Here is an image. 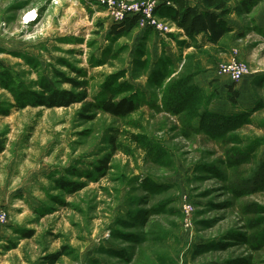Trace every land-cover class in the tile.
<instances>
[{
  "label": "rangeland",
  "instance_id": "1",
  "mask_svg": "<svg viewBox=\"0 0 264 264\" xmlns=\"http://www.w3.org/2000/svg\"><path fill=\"white\" fill-rule=\"evenodd\" d=\"M106 1L122 10L134 0ZM117 12L101 0H0V105L11 111L0 114L7 264H53L63 252L55 264H264V0L250 14L229 16L233 31L220 45L189 48L188 60L177 56L172 65H157L165 52L153 58L151 48L154 30L177 33L168 18L154 16L166 29L144 18L114 38ZM233 61L248 68L236 82L237 104L213 79L189 111L162 107L178 73L213 71L230 81L221 69ZM76 70L85 73L89 101L122 85L118 96L135 95L138 111L121 119L82 103L18 108L11 88L40 91L47 78L74 90L65 79ZM164 72L170 76L157 83ZM209 111L224 116L200 129ZM128 133L153 142L154 154ZM115 135L130 152L118 151L106 173H95ZM62 178L85 186L58 188Z\"/></svg>",
  "mask_w": 264,
  "mask_h": 264
},
{
  "label": "trees",
  "instance_id": "2",
  "mask_svg": "<svg viewBox=\"0 0 264 264\" xmlns=\"http://www.w3.org/2000/svg\"><path fill=\"white\" fill-rule=\"evenodd\" d=\"M261 1L262 0H240L235 7H231V0H163L158 3L155 14H160L168 18L171 23L182 31L180 34L170 35L172 38L176 39L182 47H190L192 45L196 47V49H202L204 46L198 41V37L201 34L206 35V40L209 44L213 46L220 45L226 35L233 31V26L228 20L229 16L233 13H236L239 17L250 14ZM139 22L140 15H127L124 20L112 25L110 34L114 38L128 35L138 27ZM151 31H153V27H148V32ZM180 36H185L187 40H180ZM187 57L186 55V60H188ZM164 61L168 65L174 63L172 57L164 53V56L156 61V64H163ZM76 73H78V76L65 79V82L70 83L74 90L55 87L47 78H43L40 82V91L25 90L24 88L19 91L14 87L11 88L19 103L18 108L27 106H46L49 108L69 107L76 103H82L83 109L86 111L98 109L121 119H126L138 111L139 103L135 95L118 96L119 93L122 92V85H119L120 87L117 90L109 89L110 95L103 97L102 100L95 102L89 101L88 83L82 80L85 73H83L82 70H76ZM170 73L171 72H164L160 79L157 80V83L162 84L164 79L170 76ZM155 74L156 72L154 71L151 73L152 76ZM0 75H3L1 71ZM59 76L65 77L63 73H59ZM120 78H122V76L114 77L112 83H118V79ZM226 87L228 100L233 104H237L240 97V90L237 88L236 82L228 84ZM166 93L167 95L162 107L176 115L194 108L193 105H196L195 102L198 97H207L204 87L196 83L195 74L192 73H188L187 75L178 73L176 78L171 79L167 86ZM217 94V91L213 93V97L209 98L208 103L205 105L210 107L212 105L211 99H213L215 95L217 96ZM10 112L9 109H2L0 105V114L9 115ZM209 112L212 113H208L212 115V117L206 121L202 117V122H204L200 125V129L205 128L211 130V128L208 127L207 121L224 116L216 112L214 113L213 111ZM204 114L203 112V116H209L208 114ZM82 115L85 116L86 113H82ZM128 135L132 142L139 144L148 154H154L155 144L147 141L144 135L140 136L135 133H128ZM110 143L111 151L98 162L95 173H106L110 169L113 156L118 151L130 152L129 147L119 141L117 135L110 138ZM5 149L6 140L0 135V153ZM93 174L91 173L92 177ZM56 183L58 188L71 191H78L85 186L84 183H77L67 178L59 179ZM142 217L141 215L139 218L142 219ZM26 236H30V234ZM64 254L63 252L52 256L50 260L51 263L55 264Z\"/></svg>",
  "mask_w": 264,
  "mask_h": 264
},
{
  "label": "crops",
  "instance_id": "3",
  "mask_svg": "<svg viewBox=\"0 0 264 264\" xmlns=\"http://www.w3.org/2000/svg\"><path fill=\"white\" fill-rule=\"evenodd\" d=\"M85 6H88V3H85ZM144 31L145 29L143 30V32ZM180 33H182V31L178 29L176 34H180ZM179 39L187 40L185 36H180ZM151 40L153 41L151 44L153 58H159L161 54L165 52L167 55L172 57L174 62L176 61L177 56L182 57V58L184 56L185 58V56L189 52L188 49L194 48V46L192 45L190 47H182L176 39L169 37L167 35H164V34H159L155 30L152 33ZM198 41L204 47L213 46L207 42L205 34H201L198 37ZM203 75L204 76L197 75L195 77L196 83H198V85L200 86H204V85H207L213 79H220L219 80V83H220L219 90L222 96H225L227 94L226 86L234 82L232 80L228 81L226 78H223V77H219V76L217 77L216 73H214L213 71H209L207 73H204ZM220 107L221 106L219 103L216 106V108H220ZM9 240H11L10 234L8 232L2 231V227H0V264H7L6 258H7L8 253L11 251V248L9 249V243H8ZM24 264H27L25 260H24Z\"/></svg>",
  "mask_w": 264,
  "mask_h": 264
},
{
  "label": "built area",
  "instance_id": "4",
  "mask_svg": "<svg viewBox=\"0 0 264 264\" xmlns=\"http://www.w3.org/2000/svg\"><path fill=\"white\" fill-rule=\"evenodd\" d=\"M102 4L106 5L111 11V14H117L115 16L116 23L121 22L127 15H140V21L146 18L150 26L157 27L161 30L166 29L165 25H162L154 16L155 9L158 5V0H134L127 3H123V9H116V4L113 2H108L106 0H101ZM149 6V8H148ZM223 72L230 73L232 80L234 82L240 81L244 74L247 73L248 68L246 65L233 61L231 64L224 66L221 69ZM8 213L6 210H0V227L5 226L8 223Z\"/></svg>",
  "mask_w": 264,
  "mask_h": 264
}]
</instances>
